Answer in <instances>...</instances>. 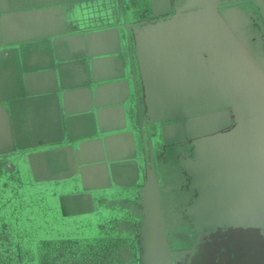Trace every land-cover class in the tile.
Instances as JSON below:
<instances>
[{"label":"water","instance_id":"obj_1","mask_svg":"<svg viewBox=\"0 0 264 264\" xmlns=\"http://www.w3.org/2000/svg\"><path fill=\"white\" fill-rule=\"evenodd\" d=\"M0 264H264V0H0Z\"/></svg>","mask_w":264,"mask_h":264}]
</instances>
